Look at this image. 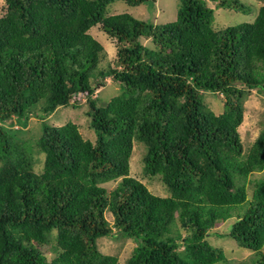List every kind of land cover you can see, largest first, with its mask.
Segmentation results:
<instances>
[{"label":"trees","instance_id":"trees-1","mask_svg":"<svg viewBox=\"0 0 264 264\" xmlns=\"http://www.w3.org/2000/svg\"><path fill=\"white\" fill-rule=\"evenodd\" d=\"M117 1L151 2L6 0L0 264H118L97 245L114 229L136 244L125 264H264V177L253 182L251 198L247 189L249 177L264 171V123L246 153L238 132L245 95H264V6L253 22L215 30L207 0H179L176 21L165 25L107 15ZM209 1L252 13L241 0ZM93 27L116 41L117 61L106 69ZM107 79L119 94L104 105L95 93ZM207 94L223 96L221 115L206 107ZM82 96L94 141L74 123L46 122L61 107H79ZM33 117L41 121L35 140L23 137ZM135 141L146 149L144 175L158 177L168 196L130 176ZM220 222L227 230L213 232ZM212 236L252 255L229 260Z\"/></svg>","mask_w":264,"mask_h":264},{"label":"rangeland","instance_id":"rangeland-1","mask_svg":"<svg viewBox=\"0 0 264 264\" xmlns=\"http://www.w3.org/2000/svg\"><path fill=\"white\" fill-rule=\"evenodd\" d=\"M208 6L214 9V24L215 30L225 29L230 26H235L242 23L253 22L260 7L264 6V0H241L245 5L251 8V14H244L231 10L217 8L216 4L207 0ZM179 8V0H151L143 5L129 6L123 1H117L112 3L107 8V15L117 14H130L138 20L145 22L165 25L173 23L177 19V12ZM6 9V0H0V17L3 15ZM89 34L98 41L103 47V57L101 60L100 68L106 69L112 66L117 61V47L116 41L108 37L107 34L100 31L98 27L90 29ZM142 43L146 46H152L150 41L142 40ZM119 94V86L115 84L111 79L105 81L104 86H98L96 89V98L100 104H107L112 98ZM80 106H66L59 108L53 115L46 118V122L54 126H63L67 123H74L79 126V130L84 139L94 141L96 138L95 132L89 127V118L86 116V106L84 104L85 96L80 98ZM206 107L214 112L217 116L223 113L224 98L218 94H207L205 96ZM244 108V121L239 127L238 132L243 143L245 153L248 152L255 139L258 137L264 123V95L256 91H252L246 94L243 99ZM40 119L39 117H33L30 119L27 131L23 135L24 138L35 140L40 135ZM15 129H18L15 126ZM146 154L145 146L139 142H134L133 153L130 159V176L141 181L147 186V188L155 195L166 197L169 195L165 186L162 184L158 177L148 178L143 173V159ZM39 163L36 166V171L39 172L43 167V156H39ZM264 177V171L257 172L249 177L247 184L248 197L251 198L253 182ZM117 183L112 182L105 185L110 192L115 188ZM106 219L111 227H114V219L111 213L106 212ZM228 223H218L216 230L213 232L224 233L227 230ZM116 235L114 229L113 237H104L97 241L98 249L103 255L116 256L118 258V264H125L128 258L131 256L136 244L132 240H127ZM212 244L218 248H221L229 260L243 261L247 260L252 252L239 248L235 241L229 237L216 238L209 237ZM43 251L47 254L49 260L55 257V253L50 248H43ZM264 252V249H263Z\"/></svg>","mask_w":264,"mask_h":264},{"label":"bare ground","instance_id":"bare-ground-1","mask_svg":"<svg viewBox=\"0 0 264 264\" xmlns=\"http://www.w3.org/2000/svg\"><path fill=\"white\" fill-rule=\"evenodd\" d=\"M111 74H112V73H111ZM113 79H114V78H113ZM114 80H115V79H114ZM123 91H124V90H123ZM123 91H122V92H123ZM131 142H132V141H131Z\"/></svg>","mask_w":264,"mask_h":264}]
</instances>
